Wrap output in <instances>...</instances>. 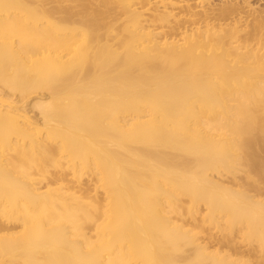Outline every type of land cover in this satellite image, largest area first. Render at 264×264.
Here are the masks:
<instances>
[{"label":"bare ground","instance_id":"1","mask_svg":"<svg viewBox=\"0 0 264 264\" xmlns=\"http://www.w3.org/2000/svg\"><path fill=\"white\" fill-rule=\"evenodd\" d=\"M261 2L0 0V264H262Z\"/></svg>","mask_w":264,"mask_h":264},{"label":"rangeland","instance_id":"2","mask_svg":"<svg viewBox=\"0 0 264 264\" xmlns=\"http://www.w3.org/2000/svg\"><path fill=\"white\" fill-rule=\"evenodd\" d=\"M252 1H253V0H252ZM215 2H217V1H215ZM261 3H264V0H262ZM262 5L264 6V4H262ZM30 100H31V99H30ZM27 108H28V110H31V108H29V106H27ZM32 111H33V110H31V115H32L33 117H37V113H38V112L36 113V111H35V112L33 111V113H32ZM236 174H238V177H239V178H242V176H243L242 173H236ZM224 177H225V178H224ZM230 177H231L232 180L230 179ZM85 178H86V177H85ZM223 178H224V180L227 179V180L231 181V182H229V181L227 182V180H226V183H228L229 185H233V183L235 182V181L233 180V176H232V174H230V173H228V174L226 173V174L223 176ZM240 181H242V180L240 179ZM232 182H233V183H232ZM246 183H247V182H246ZM244 185H245V184H244ZM247 187H248V186H247ZM249 189H251V186H249ZM253 189H254V188H253ZM253 189H252V190H253ZM253 191H254V190H253ZM255 191H256V190H255ZM251 193L257 195L255 192H251ZM263 193H264V192H263ZM259 194H260V193H259ZM261 194H262V192H261ZM261 197L264 198V194L261 195ZM200 204L202 205L201 208H204V207H205L204 203L201 202ZM203 205H204V207H203ZM205 211H206V209H205ZM218 215L220 216V218H221L220 220H221V221H223V219H225V215H224V213H220V214H218ZM222 215H223V216H222ZM222 217H224V218L222 219ZM187 219H188V218H187ZM189 220H190V219H189ZM187 224L189 225L190 223H187ZM190 226L193 227V224L191 223V225H189V227H190ZM206 226H208V224H206ZM209 226H210V224H209ZM191 227H190V228H191ZM210 229H211V228H210ZM218 229L220 230L219 227H218V228L216 227V228H214L213 230L211 229V233H212V234H215L216 236H217V235L221 236V234H220V232H219ZM214 230H215L216 232H215ZM208 231H209V230H208ZM209 232H210V231H209ZM205 234H206V233H205ZM205 234L203 233V236H204ZM200 235H201V233H200ZM239 239H240V238H239ZM240 240H241V241H240ZM240 240H239L240 243H239V244L237 243V246H240V245H241L240 247H244L245 242H242V241H243L242 238H241ZM212 245H213V244H212ZM242 249H243V248H242ZM262 264H264V261H262Z\"/></svg>","mask_w":264,"mask_h":264}]
</instances>
